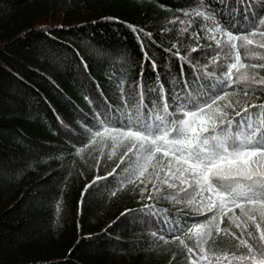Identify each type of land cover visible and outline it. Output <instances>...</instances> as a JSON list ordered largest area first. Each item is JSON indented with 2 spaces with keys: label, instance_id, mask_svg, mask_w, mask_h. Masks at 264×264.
I'll return each instance as SVG.
<instances>
[{
  "label": "trees",
  "instance_id": "16d2710c",
  "mask_svg": "<svg viewBox=\"0 0 264 264\" xmlns=\"http://www.w3.org/2000/svg\"><path fill=\"white\" fill-rule=\"evenodd\" d=\"M205 2L225 22L226 14L243 15L240 0ZM196 3L0 0V264H191L178 242L163 243L153 237L155 223L145 226L137 210L154 204L162 222L176 219L189 224L210 214L199 215L193 206L164 199L171 190L153 201L141 199L139 179L121 187L127 164L92 185L81 205L85 185L97 176L106 177L126 148H117L108 159L110 149L99 141L83 152L74 145L79 146L75 137L84 131L83 117L92 115L85 97L94 103H104L106 98L113 107L124 108L118 85L123 81L124 93L130 94L139 84L144 66L141 42L150 57L144 66L146 86L156 83L154 60L165 89H172L171 77L178 75L180 64L167 51H177L173 44L203 70L212 55L204 51L209 45L215 48V42L200 30V18L184 15ZM179 20L192 23V29L181 32ZM193 30L199 39L192 36ZM144 33H151L152 39ZM193 47L200 50L192 53ZM185 69L192 72L187 63ZM255 71L264 75V69ZM233 99L243 103L245 98L241 94ZM248 99L259 103L264 95ZM162 155L163 150L157 153ZM151 176L149 168L140 179L147 183ZM126 209L132 211L122 216ZM233 211L239 215L238 208ZM225 226L227 216L221 224ZM233 231L239 233L234 226ZM213 239L214 244L204 245L212 249L210 255L246 251L237 249L231 236ZM185 242L194 246L195 233Z\"/></svg>",
  "mask_w": 264,
  "mask_h": 264
},
{
  "label": "snow or ice",
  "instance_id": "6c2138e0",
  "mask_svg": "<svg viewBox=\"0 0 264 264\" xmlns=\"http://www.w3.org/2000/svg\"><path fill=\"white\" fill-rule=\"evenodd\" d=\"M240 3L244 5L242 17L226 14L227 22L205 0H197L184 12L187 17L203 21L199 28L209 41L215 42V48L209 45L204 51L205 55L209 51L212 55L201 71L190 57L180 55L178 46L173 44L177 51H167L180 64L178 75L171 77V90L165 89L154 60L151 64L156 83L145 85L144 66L150 57L141 42L144 66L139 84L133 85L130 94L124 93L123 81L118 85L124 108L113 107L106 98L104 103H94L85 97L92 105V115L83 117L84 131L75 137L79 142V146L74 145L77 152L99 141L110 149L108 159H112L117 148H126L120 163L106 177L97 176L85 185L81 205L92 185L113 176L127 164L123 169L127 175L120 179L121 187L139 179L143 185L141 199L153 201L171 190L164 199L193 206L199 215L210 214L203 221L189 224L187 220L176 219L162 222L154 204H144L137 210L145 226L155 223L152 236L163 243L178 242L191 264H232L233 260L264 264V101L256 103L248 99L254 96L259 100L264 95V75L255 71L264 69V52L259 51L264 50V0H240ZM179 24L183 33L192 29V23L179 20ZM133 31L137 29L133 27ZM191 34L199 39L197 31ZM144 35L152 39L151 33ZM199 50L191 48L192 53ZM186 63L192 68L190 74L185 69ZM241 94L245 98L243 103L233 99ZM161 150L163 155L158 157ZM149 168L152 176L146 183L140 177ZM111 195L115 196L116 191ZM233 208L239 209V215ZM130 211L126 209L121 215ZM225 216L228 226L221 227ZM233 226L239 233L233 231ZM193 233L196 242L189 246L185 239H190ZM221 234L231 236L236 248L246 251L240 255H210L212 249L206 250L204 245L214 244V235Z\"/></svg>",
  "mask_w": 264,
  "mask_h": 264
}]
</instances>
